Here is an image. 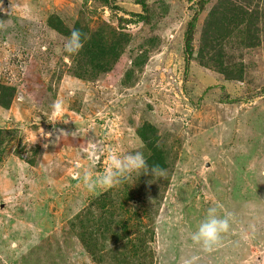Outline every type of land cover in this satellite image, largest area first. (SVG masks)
<instances>
[{
    "label": "rangeland",
    "instance_id": "374dc122",
    "mask_svg": "<svg viewBox=\"0 0 264 264\" xmlns=\"http://www.w3.org/2000/svg\"><path fill=\"white\" fill-rule=\"evenodd\" d=\"M135 1L113 2L144 15ZM199 1L146 0L141 20L96 0H0V264H262L264 0H207L186 61ZM73 29L87 39L69 55ZM93 143V176L137 150L164 175L90 193ZM216 205L235 232L205 251L190 234ZM228 239L247 255L222 259Z\"/></svg>",
    "mask_w": 264,
    "mask_h": 264
},
{
    "label": "clouds",
    "instance_id": "9594fccd",
    "mask_svg": "<svg viewBox=\"0 0 264 264\" xmlns=\"http://www.w3.org/2000/svg\"><path fill=\"white\" fill-rule=\"evenodd\" d=\"M87 37L78 29H73L66 38L63 52L75 55L84 47ZM53 113L58 115L63 111V102L57 100L52 104ZM97 146L93 143L87 151L89 168L83 173V183L88 192L94 193L98 188H110L120 185L128 180L133 174L141 175L151 172L152 176L164 175V170L158 165L149 166L142 151H134L123 156L112 154L110 165L99 176H93V169L99 160ZM220 205L210 207L206 216L199 222L195 231L190 234L194 244L202 246L205 251H212L222 241L224 234L231 229L233 216L231 213L220 214ZM195 257L184 261V264H194Z\"/></svg>",
    "mask_w": 264,
    "mask_h": 264
},
{
    "label": "trees",
    "instance_id": "16d2710c",
    "mask_svg": "<svg viewBox=\"0 0 264 264\" xmlns=\"http://www.w3.org/2000/svg\"><path fill=\"white\" fill-rule=\"evenodd\" d=\"M102 4H104L105 6H107L111 11H121L124 12L128 17L130 18H138V19H144L146 17V13H147V4H146V0H136V4L139 5L142 9V13L144 15H140L139 13H133V12H128L124 9H122L121 7H119L118 5L114 4V0H96ZM207 0H200L198 2L197 8L194 12V14L191 16L190 20L187 22L186 24V28L183 34V45H182V50H183V54L185 55V60L189 61L192 58V53H193V34H194V30L196 27V22L198 19V15L200 14L203 5L206 3ZM118 23V28H123V26L125 25V23H129L132 21V19H127L125 17H118L117 19ZM123 42L116 40V42L112 45V50H114L112 53L115 52V49L117 47H120L122 45ZM112 62L114 61L113 57L111 58ZM110 59V60H111ZM3 107H7L9 106V101H5L4 103H1ZM144 139V138H143ZM153 165H157L156 163ZM161 169H162V165H158Z\"/></svg>",
    "mask_w": 264,
    "mask_h": 264
},
{
    "label": "crops",
    "instance_id": "0c3cea01",
    "mask_svg": "<svg viewBox=\"0 0 264 264\" xmlns=\"http://www.w3.org/2000/svg\"><path fill=\"white\" fill-rule=\"evenodd\" d=\"M230 232L232 234L235 231L234 230H230ZM231 237H234V236L231 235ZM227 241L231 242L230 244H228V247H230L232 249V252L227 254V255H222V257H223L222 259H226L227 258V260H228L229 258H233L234 259V257H235L236 259H240L241 260L242 257H245V255H247V253H246V254H244V256H241L246 250H244V252L241 253V250L236 249L237 251H235L234 256H233V252H234V249H235V245H234L235 244V240L234 239H228V240H225L224 242H227ZM255 242H256L255 244L257 245L256 249H257L258 262L264 264V242L262 243L261 240H255ZM220 248H222V247H218V249H220ZM205 259L207 260L208 264H210V260L208 259V257H205ZM247 260L248 259L244 258L243 262H245ZM218 262L221 264V260H219ZM222 262H224V261H222Z\"/></svg>",
    "mask_w": 264,
    "mask_h": 264
}]
</instances>
